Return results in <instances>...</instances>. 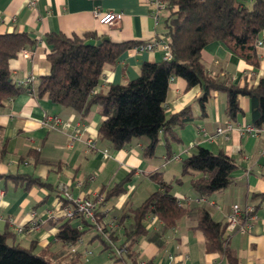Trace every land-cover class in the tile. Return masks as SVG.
Returning a JSON list of instances; mask_svg holds the SVG:
<instances>
[{
	"label": "crops",
	"instance_id": "1",
	"mask_svg": "<svg viewBox=\"0 0 264 264\" xmlns=\"http://www.w3.org/2000/svg\"><path fill=\"white\" fill-rule=\"evenodd\" d=\"M96 10L123 13V18L118 24L102 25L94 16ZM152 12L149 0H0V34L27 32L39 40L34 49L24 50L28 55L22 51L9 62L14 82L19 85L26 77L34 76L31 88H35L38 78L49 74L46 34L84 36L92 33L97 40L107 37L113 43L144 45L164 30L163 20L156 25ZM257 54L259 66L254 67L223 43L214 42L204 49L202 58L210 75L230 78L240 86L256 87L264 78V47H258ZM162 60L161 51L132 48L114 66L104 68L96 92H107L112 85L126 84L140 75L144 63ZM202 94L199 86L187 90L183 79L174 78L170 82L166 115L170 117L192 105L196 117L194 123L179 130L180 142L173 143L170 159L163 135L153 157L144 156L139 139H133L122 149H114L99 137L104 118L96 109L84 117L54 104L48 96L38 97L29 91L5 102L0 106V231L16 235L10 243L33 248L35 253L49 249L61 256L65 249L56 240V234L60 225L68 220L59 192L61 184L66 185L75 198L95 200L105 221L115 226L114 218L120 216L124 208L139 207L159 190L150 175L163 172L172 193L185 207L206 208L215 221L226 223L233 205L239 204L243 209L252 205L257 217L250 232L226 234L232 257L229 259L206 250L204 233L194 229L195 216L182 218L177 227L166 231L158 217L150 216L145 224L148 234L138 243L142 262L264 264V128L255 134L241 133V127L252 126L249 98H240L242 112L231 120L226 114L224 93L212 94L205 114L196 102ZM48 117L61 119L58 130L46 123ZM228 123L234 129L227 139H210L218 127ZM89 141L94 145L92 148L87 147ZM200 146L215 154L223 152L239 164L232 175V184L205 198L194 192L191 176L183 174L182 167V161L195 154ZM31 178H38L45 185L33 184ZM178 179L182 182H177ZM120 183L124 191L110 195ZM73 225L82 227L81 220L76 219ZM19 228H24L22 234L17 233ZM91 231L95 233L88 244L85 236ZM95 235L96 231L90 230L81 243L68 247L79 255L77 264H126L116 261L101 242L100 248L92 247L95 240L100 241ZM152 237L157 238L152 240Z\"/></svg>",
	"mask_w": 264,
	"mask_h": 264
},
{
	"label": "trees",
	"instance_id": "2",
	"mask_svg": "<svg viewBox=\"0 0 264 264\" xmlns=\"http://www.w3.org/2000/svg\"><path fill=\"white\" fill-rule=\"evenodd\" d=\"M168 2L162 35L169 42L172 60L146 62L137 78L97 93L104 68L114 66L128 50L141 44L106 41L100 46H86L88 40H97L94 34L67 36L48 33L44 42L50 71L38 78V85L32 87L31 92L38 97L48 96L54 104L84 117L96 109L104 118L99 127L102 140L119 150L133 139H139L146 157L154 156L163 135L167 158L170 159L173 143L180 142L179 130L195 121L192 105L170 117L166 115L168 91L174 78L183 79L187 90L202 88L203 94L196 102L203 114L214 92L226 95V114L231 120L242 112L240 98H249L251 125L257 130L264 128V78L256 87L240 86L230 78L210 75L202 58L209 44L221 42L248 64L258 67L259 40L263 41L264 47V0H251L250 3L246 0ZM38 43L39 40L27 32L0 34V106L27 91L14 82L9 62L23 50L34 49ZM182 167L183 174L191 176L194 192L205 198L229 187L239 164L223 152L215 154L200 146L195 154L182 161ZM150 178L159 185V190L139 207L124 208L121 215L114 218V227L105 221V215L98 208L94 223L80 216L67 218L56 234V240L65 249L61 256L54 255L49 249L35 253L33 248L10 243L9 240L16 235L0 231V264H77L79 255L68 247L76 246L90 230L96 231L94 238L100 240L104 250L110 251L116 261L141 264L138 243L148 234L145 224L150 216L158 217L165 231L177 227L182 218L195 216L194 229L204 233L206 250L232 258L226 223L215 221L206 208L183 206L172 193L171 185L166 183L163 172H155ZM30 182L45 185L38 178H31ZM177 182L181 183L182 179ZM123 191V183H120L109 194L115 196ZM76 219L81 220L82 227L73 225ZM115 248L123 252L117 254Z\"/></svg>",
	"mask_w": 264,
	"mask_h": 264
},
{
	"label": "built area",
	"instance_id": "3",
	"mask_svg": "<svg viewBox=\"0 0 264 264\" xmlns=\"http://www.w3.org/2000/svg\"><path fill=\"white\" fill-rule=\"evenodd\" d=\"M150 6L153 8L152 16L156 23L159 25L168 9V0H149ZM95 18L102 25L112 26L120 23L123 18V13H116L112 11H102L96 10L94 12ZM264 37V34H263ZM258 47H263V41L259 40L257 43ZM138 51H146V52H156L161 51L163 53V60L170 61L173 58L169 42L162 35H158L155 40L149 42L144 45H140L137 47ZM23 54L28 55L26 51L23 50ZM34 76L26 77L19 86L25 87L27 91L31 92V85L35 81ZM173 81V79H171ZM61 119L59 117H48L46 123L50 124L53 130H58L61 125ZM67 127H70L67 125ZM234 127L231 123H228L225 127H218L214 135L210 137V139H214L217 137L228 138L229 134L233 131ZM241 133H257V129L253 126H244L240 128ZM94 145L91 141L87 143L88 148H92ZM59 192L61 194L62 207L66 213V217L68 219L76 218L77 216L83 217L88 221L94 223L95 222V210L97 208V203L95 200L87 198V197H78L75 198L70 193L66 185L61 184L59 186ZM2 195V193H0ZM97 199L102 201L100 196H97ZM256 210L252 205L247 206L243 209L239 204H235L232 206L231 212L227 216L226 222V232L229 234L233 233H248L253 228V221L256 219ZM81 226V225H80ZM79 226V228H80ZM114 227V226H112ZM101 231V228H98ZM24 232V228H19L17 233L22 234ZM80 240L78 243H81ZM117 254L123 252V250H119L115 248ZM141 264H146L141 262Z\"/></svg>",
	"mask_w": 264,
	"mask_h": 264
},
{
	"label": "water",
	"instance_id": "4",
	"mask_svg": "<svg viewBox=\"0 0 264 264\" xmlns=\"http://www.w3.org/2000/svg\"><path fill=\"white\" fill-rule=\"evenodd\" d=\"M106 41H109V39L107 37H104V38H102L100 40L90 39V40H88L85 43V45L86 46H100V45H102Z\"/></svg>",
	"mask_w": 264,
	"mask_h": 264
},
{
	"label": "rangeland",
	"instance_id": "5",
	"mask_svg": "<svg viewBox=\"0 0 264 264\" xmlns=\"http://www.w3.org/2000/svg\"><path fill=\"white\" fill-rule=\"evenodd\" d=\"M186 177H188V176H186ZM94 233H95L94 231H91L90 233H88V234L85 236V238H86L88 244H90L89 241H90V239H91V237L93 236ZM91 245H92V247H93V245H94V246H96L97 248H100L101 243H100V241L95 240Z\"/></svg>",
	"mask_w": 264,
	"mask_h": 264
}]
</instances>
